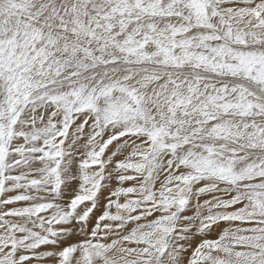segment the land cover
I'll return each mask as SVG.
<instances>
[{
	"label": "snow or ice",
	"instance_id": "6c2138e0",
	"mask_svg": "<svg viewBox=\"0 0 264 264\" xmlns=\"http://www.w3.org/2000/svg\"><path fill=\"white\" fill-rule=\"evenodd\" d=\"M0 264H264V0H0Z\"/></svg>",
	"mask_w": 264,
	"mask_h": 264
}]
</instances>
